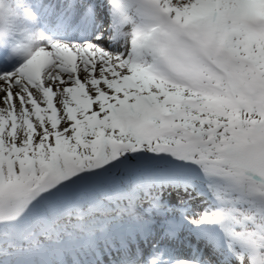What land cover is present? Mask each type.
I'll list each match as a JSON object with an SVG mask.
<instances>
[{
    "label": "snow or ice",
    "instance_id": "snow-or-ice-1",
    "mask_svg": "<svg viewBox=\"0 0 264 264\" xmlns=\"http://www.w3.org/2000/svg\"><path fill=\"white\" fill-rule=\"evenodd\" d=\"M0 264H264V0H0Z\"/></svg>",
    "mask_w": 264,
    "mask_h": 264
}]
</instances>
